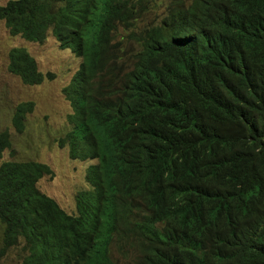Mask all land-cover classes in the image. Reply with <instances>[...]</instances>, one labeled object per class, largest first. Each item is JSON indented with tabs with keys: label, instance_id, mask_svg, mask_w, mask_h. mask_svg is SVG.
Returning a JSON list of instances; mask_svg holds the SVG:
<instances>
[{
	"label": "trees",
	"instance_id": "1",
	"mask_svg": "<svg viewBox=\"0 0 264 264\" xmlns=\"http://www.w3.org/2000/svg\"><path fill=\"white\" fill-rule=\"evenodd\" d=\"M150 1L0 6L12 35L43 42L52 27L83 57L64 88L66 141L73 158L99 160L75 215L38 188L48 164L1 162L4 248L27 250L18 264H111L117 228L134 264H264V0H172L139 25ZM8 69L28 85L54 78L23 46ZM32 110L17 105L19 131ZM11 145L0 132V160Z\"/></svg>",
	"mask_w": 264,
	"mask_h": 264
},
{
	"label": "rangeland",
	"instance_id": "2",
	"mask_svg": "<svg viewBox=\"0 0 264 264\" xmlns=\"http://www.w3.org/2000/svg\"><path fill=\"white\" fill-rule=\"evenodd\" d=\"M8 0H0L3 5ZM172 0H156L163 6L158 11L162 18L169 11ZM149 17L157 18V10L149 5ZM14 46L28 49L38 63L39 69L54 74L53 80L38 85H27L19 75L8 69L9 51ZM81 57L68 49L61 48L54 36L49 34L43 43L31 42L20 34L12 35L2 22L0 27V132L10 134L11 147L4 151L0 164L6 160H34L48 164L53 176L40 179L38 188L54 198L67 212L77 210V194L92 189L87 175L96 159L73 158L66 141L67 134L74 128L71 114L74 109L64 92L79 68ZM22 102H33V110L27 112L24 128L19 131L13 122L14 111ZM5 155V156H4ZM23 240L17 246L4 249V224L0 222V262L21 263L27 250Z\"/></svg>",
	"mask_w": 264,
	"mask_h": 264
},
{
	"label": "clouds",
	"instance_id": "3",
	"mask_svg": "<svg viewBox=\"0 0 264 264\" xmlns=\"http://www.w3.org/2000/svg\"><path fill=\"white\" fill-rule=\"evenodd\" d=\"M9 1V0H8ZM7 1V2H8ZM6 2V3H7ZM5 3V4H6ZM4 5V4H3ZM149 5H152L156 10H157V15H158V11L161 9V8H163V6H160V5H158L157 3H156V0H151L150 1V3H149ZM148 5V6H149ZM1 6V5H0ZM159 16V15H158ZM138 21H139V25H144V24H148V23H150V22H156L157 21V19L156 18H152L151 19V17H149L148 16V14H147V12H145L143 15H141L139 18H138ZM121 28V27H120ZM49 34H51L52 36H54L55 38H56V40L59 42V44H60V46H61V48H64V49H68V50H70L72 53H74V54H76L78 57H81L82 58V61H81V63H80V66H81V64H82V62H83V57L82 56H79L75 51H73V49H71L70 47H66V46H63L62 45V43H61V41H59L58 40V38L55 36V34H54V32H53V29H52V27L51 28H49L48 30H47V37L49 36ZM46 40H47V38H46ZM45 40V41H46ZM45 41H43V42H45ZM31 42H35V41H31ZM43 42H36V43H43ZM34 57V56H33ZM35 58V57H34ZM36 59V58H35ZM37 61V60H36ZM38 64V63H37ZM80 66H79V68H80ZM39 68V67H38ZM79 68L75 71V73L79 70ZM40 70V69H39ZM41 71V70H40ZM42 72V71H41ZM44 73V72H43ZM46 73H48V72H46ZM52 73V72H51ZM74 73V74H75ZM45 74V73H44ZM53 74V73H52ZM74 74H73V76H74ZM73 78V77H72ZM54 79V78H53ZM52 79V80H53ZM48 79H46L45 81H47ZM72 80V79H71ZM43 83V82H42ZM70 83V82H69ZM68 83V84H69ZM28 85V84H27ZM66 87V86H65ZM70 146V145H69ZM70 154H71V148H70ZM80 159V158H79ZM86 159H96L98 162L95 164V165H98L99 164V160L97 159V158H92V157H90V158H86ZM95 165H92V166H95ZM92 166H90V168L89 169H91V167ZM89 171V170H88ZM54 172V171H53ZM90 183V182H89ZM91 185H92V183H90ZM92 189H93V185H92ZM91 189H89V190H84V191H90ZM82 192V191H81ZM44 193V192H43ZM80 193V192H79ZM46 194V193H45ZM47 195V194H46ZM49 196V195H48ZM54 199V198H53ZM77 199V198H76ZM55 200V199H54ZM61 207V206H60ZM66 211V210H65ZM67 212V211H66ZM68 214H73V215H75V214H77L78 213V211L76 210V212H74V213H69V212H67ZM1 222V221H0ZM4 228H5V226H4ZM117 231H118V238H119V241H114V242H112L111 243V247H110V249H111V251L109 252V258L111 259V264H134L133 263V258L130 256V255H128L127 253H126V248H127V246L130 244V242H131V238H130V236L127 234V232L123 229V228H117ZM21 241V240H20ZM20 241H19V243H20ZM18 243V244H19ZM17 244V245H18ZM17 245H14V246H17ZM4 247H5V241H4ZM11 247H13V246H11ZM10 247V248H11ZM5 249V248H4ZM9 249V248H8ZM8 249H6V250H8ZM3 263V262H2ZM6 264V263H5Z\"/></svg>",
	"mask_w": 264,
	"mask_h": 264
},
{
	"label": "bare ground",
	"instance_id": "4",
	"mask_svg": "<svg viewBox=\"0 0 264 264\" xmlns=\"http://www.w3.org/2000/svg\"><path fill=\"white\" fill-rule=\"evenodd\" d=\"M9 3V2H8ZM28 13H30V12H28ZM23 35V34H22ZM5 156V155H4ZM48 176V175H47ZM50 176V175H49ZM50 197V196H49ZM5 240V239H4Z\"/></svg>",
	"mask_w": 264,
	"mask_h": 264
}]
</instances>
